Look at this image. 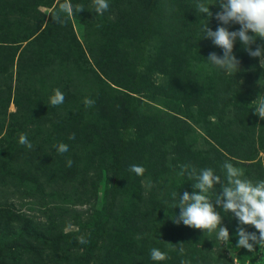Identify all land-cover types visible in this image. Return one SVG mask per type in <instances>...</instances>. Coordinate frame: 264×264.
Here are the masks:
<instances>
[{
    "label": "trees",
    "instance_id": "trees-1",
    "mask_svg": "<svg viewBox=\"0 0 264 264\" xmlns=\"http://www.w3.org/2000/svg\"><path fill=\"white\" fill-rule=\"evenodd\" d=\"M63 2L0 0V264H215V236L172 221L173 203L195 182L179 175L180 166L212 168L223 180L228 161L246 178L264 179V119L252 103L264 98L259 59L237 40L240 71L212 65L209 53L222 50L203 39L207 17L197 0H108L103 15L92 0H71L85 10L54 23L50 15ZM203 2L219 10L217 0ZM57 88L65 101L54 107ZM21 133L32 149L19 144ZM60 142L68 152L56 151ZM133 164L146 169L143 176L129 170ZM100 181L108 190L84 216L41 220L14 202L41 203L56 187L65 199H81L78 187L89 184L97 202ZM152 248L166 259L152 261Z\"/></svg>",
    "mask_w": 264,
    "mask_h": 264
},
{
    "label": "clouds",
    "instance_id": "clouds-1",
    "mask_svg": "<svg viewBox=\"0 0 264 264\" xmlns=\"http://www.w3.org/2000/svg\"><path fill=\"white\" fill-rule=\"evenodd\" d=\"M219 10L215 14L210 10V5L197 0L196 11L207 17L201 27L203 39H210L214 46L222 50V55L210 52L206 58L212 65L224 70L227 74H237L240 71V60L234 54V46L237 40L243 46V50L250 57L258 58L259 64L264 68V43H257V40L264 41V0H217ZM212 6V5H211ZM94 11L103 15L109 9L108 0H92ZM83 5H73L71 0H64L57 9L50 15L54 23L65 24L67 19L76 13L84 11ZM214 18L218 21L215 30L209 27L208 20ZM230 25H239L237 30H229ZM251 33V34H250ZM253 45L255 48L253 49ZM65 101V95L60 89H53L49 97L52 106H59ZM85 106L91 107L95 101L85 98ZM254 113L264 119V98L261 95L254 100ZM75 139V134L69 136ZM19 144L32 149L33 145L28 140L27 134L19 135ZM59 154L69 151L65 143L54 145ZM72 161H67V166H72ZM179 175H188L192 183L193 191H184L178 200L173 203V208H179L178 215L172 220L175 224L194 229L215 232L218 240L229 241L230 234L226 226H223L224 213H231L237 220L236 236L238 237L236 247L243 248L249 252H255L256 246L264 249V179L253 181L244 176L243 170L234 166L231 162L225 161L221 168L225 173L222 180L212 168L196 169L191 165H181ZM129 170L137 176H143L146 169L141 165L133 164ZM216 185H220V191L215 198L210 193ZM245 226H252L254 232L248 231ZM258 233V234H257ZM79 243H87L83 236L77 237ZM184 248H179L181 255ZM264 259V256L261 257ZM150 259L154 262H161L166 259V253L158 248L150 250ZM181 264H189L182 261ZM259 264V261L257 262Z\"/></svg>",
    "mask_w": 264,
    "mask_h": 264
},
{
    "label": "rangeland",
    "instance_id": "rangeland-1",
    "mask_svg": "<svg viewBox=\"0 0 264 264\" xmlns=\"http://www.w3.org/2000/svg\"><path fill=\"white\" fill-rule=\"evenodd\" d=\"M10 110H14V106L11 103L9 106ZM261 157H263V153L259 154ZM264 165V163H262ZM258 176V172L251 173L250 176H248V179H251L253 181L261 180ZM95 183L97 182V179L93 180ZM93 189L90 184L87 185L85 188L78 187L76 194H81V199H78L77 196H73L71 198H63V196H59L58 194L62 189H59L58 187L55 188V196L46 197L43 202L38 203L35 199H19L15 198L14 202L16 203L18 208H21L22 211H25L35 217H38V219L45 220V217L47 216H65L69 217L70 212H78L82 216L86 215L88 212H90L93 205L100 206L102 195L108 190V183H102L99 182L98 189L100 190L98 200L96 202L95 194L93 196L90 195V190ZM89 199L88 201L83 202L82 200ZM78 201L81 202H73L68 203L69 201ZM56 207H61L62 209H57ZM67 209V212H64V209ZM226 217H225V216ZM223 226L226 225V219H228V214H223ZM229 220V219H228ZM248 231L254 232L249 230V228H252V226L245 227ZM254 228V227H253ZM215 236L217 242L216 245L212 247V251L216 252V263L215 264H257L259 261V264H264V259L261 257L264 256V249H260L259 246H256L255 252H249L246 249L243 248H237L236 243L238 237L236 236V232H229L230 236L235 237L236 243H230L229 241H221L218 240L216 237L215 232L210 233ZM258 234V233H257Z\"/></svg>",
    "mask_w": 264,
    "mask_h": 264
}]
</instances>
